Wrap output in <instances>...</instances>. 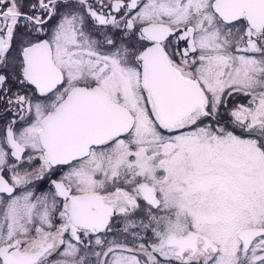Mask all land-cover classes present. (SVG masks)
I'll list each match as a JSON object with an SVG mask.
<instances>
[{"label":"snow or ice","instance_id":"1","mask_svg":"<svg viewBox=\"0 0 264 264\" xmlns=\"http://www.w3.org/2000/svg\"><path fill=\"white\" fill-rule=\"evenodd\" d=\"M0 264H264V0H0Z\"/></svg>","mask_w":264,"mask_h":264}]
</instances>
